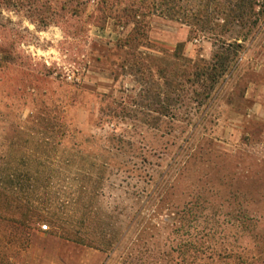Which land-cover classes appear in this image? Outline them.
<instances>
[{
	"label": "rangeland",
	"instance_id": "1",
	"mask_svg": "<svg viewBox=\"0 0 264 264\" xmlns=\"http://www.w3.org/2000/svg\"><path fill=\"white\" fill-rule=\"evenodd\" d=\"M150 3L0 0V264H264V0Z\"/></svg>",
	"mask_w": 264,
	"mask_h": 264
},
{
	"label": "trees",
	"instance_id": "2",
	"mask_svg": "<svg viewBox=\"0 0 264 264\" xmlns=\"http://www.w3.org/2000/svg\"><path fill=\"white\" fill-rule=\"evenodd\" d=\"M160 1H161V2H160ZM162 1H163V0H152V3H150V5L153 4L152 7L158 9L159 6L161 5ZM145 6H146V5H145Z\"/></svg>",
	"mask_w": 264,
	"mask_h": 264
},
{
	"label": "built area",
	"instance_id": "3",
	"mask_svg": "<svg viewBox=\"0 0 264 264\" xmlns=\"http://www.w3.org/2000/svg\"><path fill=\"white\" fill-rule=\"evenodd\" d=\"M42 229L43 230H47L48 229V225H46V224L45 225H42Z\"/></svg>",
	"mask_w": 264,
	"mask_h": 264
}]
</instances>
